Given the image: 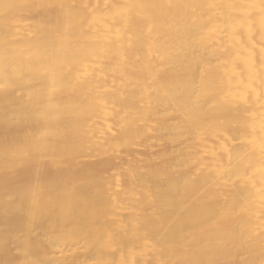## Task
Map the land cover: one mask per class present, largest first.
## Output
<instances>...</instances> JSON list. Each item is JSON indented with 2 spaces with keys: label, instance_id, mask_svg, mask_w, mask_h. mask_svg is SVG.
I'll return each instance as SVG.
<instances>
[{
  "label": "bare ground",
  "instance_id": "1",
  "mask_svg": "<svg viewBox=\"0 0 264 264\" xmlns=\"http://www.w3.org/2000/svg\"><path fill=\"white\" fill-rule=\"evenodd\" d=\"M0 264H264V0H0Z\"/></svg>",
  "mask_w": 264,
  "mask_h": 264
},
{
  "label": "rangeland",
  "instance_id": "2",
  "mask_svg": "<svg viewBox=\"0 0 264 264\" xmlns=\"http://www.w3.org/2000/svg\"><path fill=\"white\" fill-rule=\"evenodd\" d=\"M160 148H161V146H160ZM144 152H145L144 150H136L135 153H136L137 156H143L144 155ZM131 158H134V157L132 156ZM114 187L120 188V184L117 183V184L114 185Z\"/></svg>",
  "mask_w": 264,
  "mask_h": 264
}]
</instances>
